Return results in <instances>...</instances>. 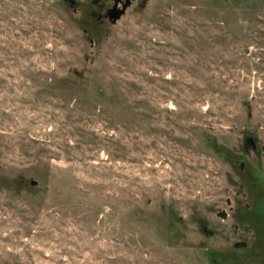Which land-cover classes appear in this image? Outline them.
<instances>
[{
    "label": "rangeland",
    "instance_id": "rangeland-1",
    "mask_svg": "<svg viewBox=\"0 0 264 264\" xmlns=\"http://www.w3.org/2000/svg\"><path fill=\"white\" fill-rule=\"evenodd\" d=\"M115 1L0 0V264H263L264 0Z\"/></svg>",
    "mask_w": 264,
    "mask_h": 264
},
{
    "label": "water",
    "instance_id": "water-1",
    "mask_svg": "<svg viewBox=\"0 0 264 264\" xmlns=\"http://www.w3.org/2000/svg\"><path fill=\"white\" fill-rule=\"evenodd\" d=\"M133 0H125V3H123L122 0H116L114 8L109 11V17L110 19L115 23L117 20H119L125 13L128 7L132 5ZM123 3L122 8L119 7V4ZM250 141H252L250 139ZM242 168L244 167V164L241 165ZM219 216L222 218H226L227 214L225 211L219 213Z\"/></svg>",
    "mask_w": 264,
    "mask_h": 264
},
{
    "label": "flooded vegetation",
    "instance_id": "flooded-vegetation-1",
    "mask_svg": "<svg viewBox=\"0 0 264 264\" xmlns=\"http://www.w3.org/2000/svg\"><path fill=\"white\" fill-rule=\"evenodd\" d=\"M263 264H264V256H263Z\"/></svg>",
    "mask_w": 264,
    "mask_h": 264
}]
</instances>
